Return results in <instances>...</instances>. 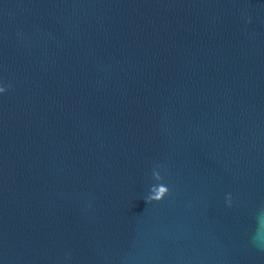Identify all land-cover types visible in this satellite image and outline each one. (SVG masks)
<instances>
[{
	"label": "water",
	"instance_id": "obj_1",
	"mask_svg": "<svg viewBox=\"0 0 264 264\" xmlns=\"http://www.w3.org/2000/svg\"><path fill=\"white\" fill-rule=\"evenodd\" d=\"M0 82V264H264V0H0Z\"/></svg>",
	"mask_w": 264,
	"mask_h": 264
},
{
	"label": "clouds",
	"instance_id": "obj_2",
	"mask_svg": "<svg viewBox=\"0 0 264 264\" xmlns=\"http://www.w3.org/2000/svg\"><path fill=\"white\" fill-rule=\"evenodd\" d=\"M6 91H7L6 86L4 85L3 82H0V94H4ZM165 195H167V193H166ZM161 199H163V197H162ZM227 203H229V204L232 203V197H231V194H229V196H228V198H227ZM261 211H262V213H264V209H262Z\"/></svg>",
	"mask_w": 264,
	"mask_h": 264
}]
</instances>
